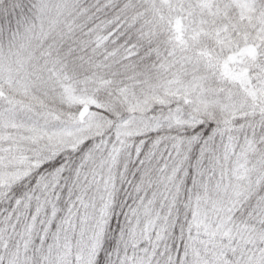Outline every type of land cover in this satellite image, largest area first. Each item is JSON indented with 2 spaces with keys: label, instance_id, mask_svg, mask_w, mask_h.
<instances>
[{
  "label": "snow or ice",
  "instance_id": "1",
  "mask_svg": "<svg viewBox=\"0 0 264 264\" xmlns=\"http://www.w3.org/2000/svg\"><path fill=\"white\" fill-rule=\"evenodd\" d=\"M0 264H264V0H0Z\"/></svg>",
  "mask_w": 264,
  "mask_h": 264
}]
</instances>
